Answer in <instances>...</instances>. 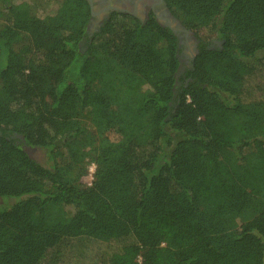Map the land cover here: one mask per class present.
Segmentation results:
<instances>
[{"label":"trees","instance_id":"trees-1","mask_svg":"<svg viewBox=\"0 0 264 264\" xmlns=\"http://www.w3.org/2000/svg\"><path fill=\"white\" fill-rule=\"evenodd\" d=\"M164 3L181 72L151 12L0 0V264H264V0Z\"/></svg>","mask_w":264,"mask_h":264},{"label":"flooded vegetation","instance_id":"flooded-vegetation-1","mask_svg":"<svg viewBox=\"0 0 264 264\" xmlns=\"http://www.w3.org/2000/svg\"><path fill=\"white\" fill-rule=\"evenodd\" d=\"M92 1H93L94 14L90 18L87 30L91 28L92 31H94L111 11L124 12L131 15H133L132 12H134L133 16L137 17L141 21H144L148 17V14L151 12L155 16V19L159 24L163 23L164 21H167L164 15V11L166 10V5L164 3V0H92ZM103 8L106 9L103 10ZM177 39L180 49L179 68L181 67L182 64L181 62L183 58L182 56H180L182 55L181 48H182V53L185 54L186 52L188 54L187 61H188V65L191 67L193 58L197 53L198 41L193 36L191 40H189L188 37L185 36H182L181 41L178 37ZM216 44H218L217 46H220L222 44V41H219V43L216 42ZM210 46H213L212 43H210Z\"/></svg>","mask_w":264,"mask_h":264},{"label":"rangeland","instance_id":"rangeland-1","mask_svg":"<svg viewBox=\"0 0 264 264\" xmlns=\"http://www.w3.org/2000/svg\"><path fill=\"white\" fill-rule=\"evenodd\" d=\"M55 6V4L52 2L50 3V5L48 7H46V10L45 12H48L50 11V9H53ZM40 13V11H39ZM88 32H91L92 29L89 28L87 30ZM191 40V39H189ZM210 42L212 43L213 46H217L218 44H216V42L219 43L218 40L216 39H210ZM179 54H180V51L178 53V58H179ZM181 54L180 56H182V64H181V67L178 69V72H181L183 70H185L187 67H189L188 65V61H187V58H188V54L185 52L182 53V48H181ZM259 55H262V54H258ZM186 56V57H185ZM187 62V63H186ZM81 120H82V123L86 126H88V128H92L91 125H90V117L89 115L85 114V113H82L81 116H80ZM23 149L26 151V153L31 157L33 158L34 160H36L37 162L39 163H42L44 165H49L51 162L50 160L48 159L47 157V152L46 150H43V149H40L38 147H33V146H26V145H23ZM93 168H94V165L93 164H89L86 166V168L83 169V171H78L76 174L77 176H74V177H78V181L81 182L84 186H88L90 185L92 179H93ZM5 203L4 199L0 197V204H3ZM235 222L238 224L240 222V219H235ZM229 224V225H227ZM226 227L228 226H231L232 223L227 220V223H226Z\"/></svg>","mask_w":264,"mask_h":264},{"label":"water","instance_id":"water-1","mask_svg":"<svg viewBox=\"0 0 264 264\" xmlns=\"http://www.w3.org/2000/svg\"><path fill=\"white\" fill-rule=\"evenodd\" d=\"M87 1L89 3L91 16H92L94 14L93 1L92 0H87ZM105 9L106 8H103V10ZM132 14L134 15V12H132ZM164 15L167 21H164L161 24L163 26L169 27L173 31V33L180 39V41L182 40V36L188 37V39L192 38L193 35L191 34V32L188 29H186L184 26H182V24L168 12L167 7L166 10L164 11Z\"/></svg>","mask_w":264,"mask_h":264}]
</instances>
